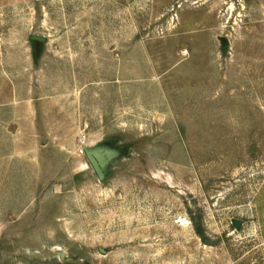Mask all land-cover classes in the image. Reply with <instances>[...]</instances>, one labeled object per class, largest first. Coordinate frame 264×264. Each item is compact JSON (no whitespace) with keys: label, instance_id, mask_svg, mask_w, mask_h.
<instances>
[{"label":"rangeland","instance_id":"rangeland-1","mask_svg":"<svg viewBox=\"0 0 264 264\" xmlns=\"http://www.w3.org/2000/svg\"><path fill=\"white\" fill-rule=\"evenodd\" d=\"M0 264H264V0H0Z\"/></svg>","mask_w":264,"mask_h":264},{"label":"water","instance_id":"water-1","mask_svg":"<svg viewBox=\"0 0 264 264\" xmlns=\"http://www.w3.org/2000/svg\"><path fill=\"white\" fill-rule=\"evenodd\" d=\"M33 39L42 41L45 38L40 35H34ZM85 153L89 161L95 168L96 172L99 174L101 178H103L104 177V172H103V167H102L103 160L101 159V157L98 155V153L95 150L90 149L89 146H85Z\"/></svg>","mask_w":264,"mask_h":264},{"label":"trees","instance_id":"trees-1","mask_svg":"<svg viewBox=\"0 0 264 264\" xmlns=\"http://www.w3.org/2000/svg\"><path fill=\"white\" fill-rule=\"evenodd\" d=\"M197 232L199 233V235L205 240V234L203 229L201 228V226L199 224H197Z\"/></svg>","mask_w":264,"mask_h":264},{"label":"built area","instance_id":"built-area-1","mask_svg":"<svg viewBox=\"0 0 264 264\" xmlns=\"http://www.w3.org/2000/svg\"><path fill=\"white\" fill-rule=\"evenodd\" d=\"M84 143H85V142H84ZM81 152H82V153H85V147H82V148H81Z\"/></svg>","mask_w":264,"mask_h":264},{"label":"flooded vegetation","instance_id":"flooded-vegetation-1","mask_svg":"<svg viewBox=\"0 0 264 264\" xmlns=\"http://www.w3.org/2000/svg\"><path fill=\"white\" fill-rule=\"evenodd\" d=\"M104 172V171H103Z\"/></svg>","mask_w":264,"mask_h":264}]
</instances>
